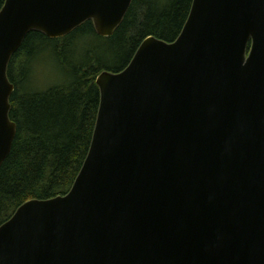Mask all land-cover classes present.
Returning a JSON list of instances; mask_svg holds the SVG:
<instances>
[{
	"label": "water",
	"instance_id": "95a60500",
	"mask_svg": "<svg viewBox=\"0 0 264 264\" xmlns=\"http://www.w3.org/2000/svg\"><path fill=\"white\" fill-rule=\"evenodd\" d=\"M133 0H5L0 168L17 135L8 77L32 32L111 37ZM88 156L65 196L0 227V264H264V0H193L173 42L146 38L96 79Z\"/></svg>",
	"mask_w": 264,
	"mask_h": 264
},
{
	"label": "trees",
	"instance_id": "16d2710c",
	"mask_svg": "<svg viewBox=\"0 0 264 264\" xmlns=\"http://www.w3.org/2000/svg\"><path fill=\"white\" fill-rule=\"evenodd\" d=\"M5 0H0V11ZM193 0H133L111 37L88 21L50 39L32 32L13 56L8 77L15 91L10 119L17 135L0 168V227L32 200L65 196L88 156L100 106L97 77L125 69L153 36L175 41Z\"/></svg>",
	"mask_w": 264,
	"mask_h": 264
}]
</instances>
